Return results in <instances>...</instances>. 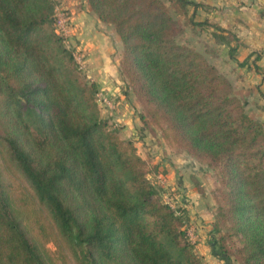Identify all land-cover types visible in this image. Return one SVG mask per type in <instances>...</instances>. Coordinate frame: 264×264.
<instances>
[{
	"label": "trees",
	"instance_id": "1",
	"mask_svg": "<svg viewBox=\"0 0 264 264\" xmlns=\"http://www.w3.org/2000/svg\"><path fill=\"white\" fill-rule=\"evenodd\" d=\"M88 1L120 36V69L145 126L214 169L219 253L264 264V121L230 77L177 39L172 8L187 14L200 2ZM56 5L0 0V264H57L51 240L70 264H204L185 211L161 197L135 140L101 115L100 85L58 31ZM190 15L233 55L230 30Z\"/></svg>",
	"mask_w": 264,
	"mask_h": 264
},
{
	"label": "rangeland",
	"instance_id": "2",
	"mask_svg": "<svg viewBox=\"0 0 264 264\" xmlns=\"http://www.w3.org/2000/svg\"><path fill=\"white\" fill-rule=\"evenodd\" d=\"M58 1L68 15L64 27L62 23L57 21L58 31L65 37L67 46L74 51L81 66L82 74L88 79L97 81V79L94 78V61L92 62L90 60L86 48H82L84 47L82 45L85 44V41L81 40L79 34L74 32L73 20L69 9L64 7L65 0ZM172 13L183 27V31L180 32L177 39L201 51L215 64L213 59L217 54V46L212 43L213 41H210L213 36L210 25H195L188 21L192 13V6L189 7L187 14L183 12L179 13L173 8ZM107 27L105 31L108 34V49L111 51L110 55L112 56V60L114 59V61H116V58L119 63L118 78H115L114 82L119 84L123 91H126L125 94L128 96L126 103L129 108L127 115H132V126L129 128L128 122H125L123 119L119 120V114H121L122 111L125 112V109L119 111L118 102L115 106L109 107L103 101H99L101 115L106 118L112 126L118 128L123 138L135 140L139 153L148 161L149 177L159 188L161 197L164 200L171 201L173 205H177V207L185 211L189 219L190 235L192 240L196 243V249L202 256L203 263L240 264V261L235 257L229 259L219 253L217 247L218 237L222 235L224 230H219L220 228L218 229V227L215 226L217 198L214 191L218 187V182L214 176V169L210 168L205 162L198 160L187 151L178 150L168 136L163 134L159 126H154L153 130L145 126L140 118V112L143 106L130 87L128 79L122 74L120 69V60L123 52V45L119 40L120 36L116 30L114 33L111 32L112 28L115 29L112 24ZM235 92L237 93L236 90ZM241 98L243 99L242 96ZM106 108L113 111H107ZM246 108L251 113L247 104ZM102 109L104 112H102ZM251 114L253 115V113ZM12 180L14 186L17 187L18 190L25 192L27 195L29 194L30 189L20 176L13 175ZM30 202L32 206L36 205V201L33 198L30 199ZM47 246L53 254V258L57 264H70L72 262L70 252L61 243L58 244L55 240H51L47 243Z\"/></svg>",
	"mask_w": 264,
	"mask_h": 264
},
{
	"label": "crops",
	"instance_id": "3",
	"mask_svg": "<svg viewBox=\"0 0 264 264\" xmlns=\"http://www.w3.org/2000/svg\"><path fill=\"white\" fill-rule=\"evenodd\" d=\"M195 1L200 2L196 9L192 8L197 21L218 23L235 35L231 42L235 49L231 55V46L217 42L213 35L215 28L210 25L213 35L210 41L217 46L213 61L232 79L235 90L243 97L253 116L264 121V0ZM64 3L73 20L74 32L85 41L82 48H86L90 60L94 61V78L100 85L99 97L106 95L118 102L119 111L125 109L119 114V120H125L131 128L132 115H127L128 96L114 82L118 78L119 63L116 58V61L112 60L105 31L111 24L100 19L88 0H65ZM111 32L114 33L115 29L112 28Z\"/></svg>",
	"mask_w": 264,
	"mask_h": 264
},
{
	"label": "built area",
	"instance_id": "4",
	"mask_svg": "<svg viewBox=\"0 0 264 264\" xmlns=\"http://www.w3.org/2000/svg\"><path fill=\"white\" fill-rule=\"evenodd\" d=\"M56 12H57V21L62 23V25L64 27V24L66 23V20L68 19V15L66 14L63 6L61 4H59L58 0H57V5H56ZM98 95H99V93H98ZM98 99L100 101H103L105 104L110 105V106L116 105V103L109 96L100 95V97Z\"/></svg>",
	"mask_w": 264,
	"mask_h": 264
}]
</instances>
